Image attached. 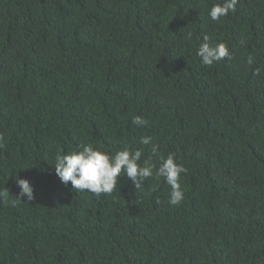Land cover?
<instances>
[{
	"label": "trees",
	"instance_id": "16d2710c",
	"mask_svg": "<svg viewBox=\"0 0 264 264\" xmlns=\"http://www.w3.org/2000/svg\"><path fill=\"white\" fill-rule=\"evenodd\" d=\"M222 2L0 0V264H264V0ZM205 34L230 58L203 65ZM82 145L173 154L183 201L155 175L73 190L53 165Z\"/></svg>",
	"mask_w": 264,
	"mask_h": 264
},
{
	"label": "clouds",
	"instance_id": "9594fccd",
	"mask_svg": "<svg viewBox=\"0 0 264 264\" xmlns=\"http://www.w3.org/2000/svg\"><path fill=\"white\" fill-rule=\"evenodd\" d=\"M238 0H223L222 3L213 4L209 11V17L212 21H219L226 17L229 12L236 11ZM185 39L191 41L192 33L188 32ZM203 42L200 43L197 56L200 57L203 65L211 67L214 63L230 58V52L226 44L218 43L213 46L209 41L208 35L203 36ZM244 42L241 41V44ZM248 63H253V58H248ZM132 123L137 126H143L146 121L135 116ZM4 137L0 135V147H3ZM151 142L150 137H141L140 143L148 145ZM153 156L158 154V146L153 145L151 148ZM142 150L122 149L115 154H109L91 145H82L80 150H74L68 154L57 155L55 157L54 169L55 174L59 177L61 183L68 185L71 182L73 190L88 191L96 198L101 194L110 195L117 188L121 175L126 174L133 182L134 187L139 191L143 181L155 175L157 178L162 177L167 185L170 186L171 192L168 203L172 206L179 205L184 199V193L181 189L180 176L186 173L187 169L176 162L175 156L169 154L166 158L160 157L158 168L151 163L152 157L140 163ZM155 169V171H154ZM16 184L20 188L17 197L12 199L15 204L23 201L26 197L28 202L35 199L34 190L31 181L24 178H17ZM9 189L0 190V199L8 201Z\"/></svg>",
	"mask_w": 264,
	"mask_h": 264
}]
</instances>
